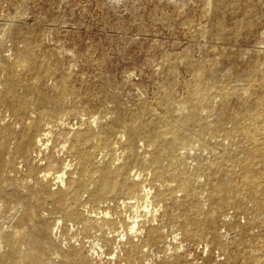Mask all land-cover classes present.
Instances as JSON below:
<instances>
[{
    "label": "rangeland",
    "instance_id": "374dc122",
    "mask_svg": "<svg viewBox=\"0 0 264 264\" xmlns=\"http://www.w3.org/2000/svg\"><path fill=\"white\" fill-rule=\"evenodd\" d=\"M29 49L44 65H53L45 75L47 87L57 88L72 78L73 90L63 103L70 111L61 117L69 128L82 120L112 122L118 116L125 119L123 125L131 112L144 120L143 106L168 100L170 94L174 98L173 114L181 120L186 112L177 107L189 95L194 80L191 65L211 70L202 76L215 95V105L205 112L215 132L208 140L192 138L188 146L192 155L187 159L191 168L203 167L195 199L206 209L215 199L213 189L230 186V171L238 172V158L247 155L249 138L242 127L244 115L264 121V0H0V88L6 78L5 68L14 65ZM89 88L98 99L86 96ZM228 91L234 95H228ZM3 111L0 107V123ZM195 127L191 125L190 129ZM62 141L55 149L63 160L60 169L40 174L47 175L53 184L67 164L76 163L72 154L61 151ZM117 149L108 156L116 157L124 151L120 145ZM134 170L151 177L149 170L140 165ZM11 176L19 178L18 189L37 207L52 232L53 243L45 247L47 258L38 256V264H264V212H256L251 202L247 201L241 210L233 206L222 209L216 234L193 240L184 233L185 228H191L184 218L189 202L185 201V192L177 188V181L169 174L164 182L147 181L145 185L153 193L157 188L165 189L168 183L176 187V220L172 224L164 215L163 202H154L152 210H160L155 213V225L162 228L164 239L146 245L135 238L133 254L127 237L123 238L128 228L121 223L131 213L123 212L122 218L114 215L118 218L115 228L84 229L82 223L65 220L49 202L43 205L35 180L17 173ZM64 187L51 188L57 191ZM87 197L83 194L81 200L85 214L103 216ZM217 197H222L221 192ZM16 201L14 198L6 203L0 199V225L7 222ZM223 220L231 225L226 226ZM215 237L219 242H211ZM72 247L83 252L87 263L64 257L63 251ZM19 263L23 264L21 259Z\"/></svg>",
    "mask_w": 264,
    "mask_h": 264
},
{
    "label": "bare ground",
    "instance_id": "6f19581e",
    "mask_svg": "<svg viewBox=\"0 0 264 264\" xmlns=\"http://www.w3.org/2000/svg\"><path fill=\"white\" fill-rule=\"evenodd\" d=\"M52 66L44 65L29 49L19 56L14 65L5 68L6 78L0 88V107L4 110V119L0 123V199L6 203L12 202L14 198L17 201L10 209L7 222L0 225V251L7 248L0 254V264H20V259L23 264H38L37 257L46 259L45 247L53 243L47 220L20 192L19 178L11 176V173L35 180L34 187L42 194L41 203L44 205L49 202L55 211L63 213L65 220L82 223L84 229L115 228L118 225L115 216L122 218L123 212L131 213L132 216L124 213L128 218L121 221L128 228L123 238L127 237L131 252L137 247L135 238L146 245H154L164 239L162 228L155 225V213L160 210H152L154 202H163L164 215L172 224L176 220L174 210L178 199L173 194L176 187L168 183L165 189L157 188L153 193L152 188L148 189L145 185L147 181L150 184L155 180L164 182L168 174L177 181V188L185 192V201L189 202L184 218L191 228H183L186 236L193 240L216 234L222 209L233 206L241 210L248 201L254 204L256 212H264V121L250 114L244 115L242 125L249 138L245 148L247 155L238 158V172L230 171V186L213 189L212 198L215 199L208 209L195 199V187L200 183L198 177L203 167L191 168L192 165H188L187 159L192 155L188 146L192 138L208 140L215 132V128L207 123L208 115L205 114L215 105V95L211 88L205 86L202 76L207 71L210 74L211 70L191 65L194 80L188 84V97L177 107L180 112H186L181 120L173 114L174 98L170 94L168 100H159L152 106H143L145 102L142 105L145 116L142 121L131 112L128 123L123 125L125 119L122 121L121 116H118L112 122L98 118L82 120L69 128L61 117L70 111L63 103L69 91L73 90V80L68 77L57 88L47 87L45 75L53 70ZM86 92L89 99L97 98L98 94L92 88ZM231 94L234 95V92L228 91V95ZM261 100H264V95ZM125 117H128L127 114ZM191 125L196 127L191 130ZM59 135L61 138L57 137ZM59 140H63L61 151L72 154L76 163L73 166L65 164L60 171L62 174L56 175L58 181L53 184L47 180V175L40 174L60 169L63 160L55 152ZM139 141L144 144L140 145ZM53 142L55 144L51 145ZM117 145L122 146L124 151L116 157H109ZM11 153L13 157H7ZM217 160L219 158L209 165L210 169L215 167ZM139 165L149 170L150 178L134 170ZM53 185L65 187L54 191L51 188ZM23 187L28 188L25 185ZM216 190L221 192L222 197H217ZM229 190L230 194L227 195ZM32 193L35 192L32 190ZM83 194H88V202L101 209L103 216L85 214V209L81 208ZM169 199L171 203L167 202ZM140 208H144V211L141 212ZM92 213L95 215L94 210ZM223 223L231 225L227 220H223ZM212 241L219 242L216 237ZM63 255L69 261L74 259L87 263L83 252L76 247L63 251Z\"/></svg>",
    "mask_w": 264,
    "mask_h": 264
}]
</instances>
